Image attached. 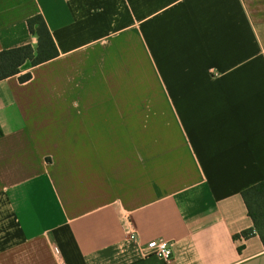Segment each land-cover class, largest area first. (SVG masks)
<instances>
[{"label": "crops", "instance_id": "0c3cea01", "mask_svg": "<svg viewBox=\"0 0 264 264\" xmlns=\"http://www.w3.org/2000/svg\"><path fill=\"white\" fill-rule=\"evenodd\" d=\"M35 15L58 56L0 81V264H264L239 236L264 183V0H0V51L36 48Z\"/></svg>", "mask_w": 264, "mask_h": 264}, {"label": "trees", "instance_id": "16d2710c", "mask_svg": "<svg viewBox=\"0 0 264 264\" xmlns=\"http://www.w3.org/2000/svg\"><path fill=\"white\" fill-rule=\"evenodd\" d=\"M30 34L37 39L36 48L29 45L0 51V81L16 76L26 62L30 67H36L58 56L56 46L51 38L46 23L41 15H35L26 20ZM31 78L30 73L20 75L18 80L25 83ZM240 196L245 204L247 214L252 221V228L239 236L247 238L256 233L264 245V183H257L244 189Z\"/></svg>", "mask_w": 264, "mask_h": 264}, {"label": "built area", "instance_id": "2783aa9c", "mask_svg": "<svg viewBox=\"0 0 264 264\" xmlns=\"http://www.w3.org/2000/svg\"><path fill=\"white\" fill-rule=\"evenodd\" d=\"M136 236L130 235V239H135ZM142 254L144 256H155L164 261H168L171 258V244L166 240H152L147 242L142 247Z\"/></svg>", "mask_w": 264, "mask_h": 264}]
</instances>
